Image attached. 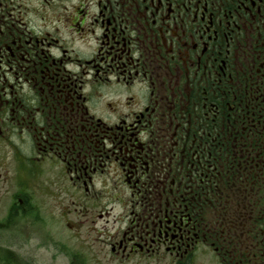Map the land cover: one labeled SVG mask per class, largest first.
<instances>
[{"label": "flooded vegetation", "instance_id": "af4514ba", "mask_svg": "<svg viewBox=\"0 0 264 264\" xmlns=\"http://www.w3.org/2000/svg\"><path fill=\"white\" fill-rule=\"evenodd\" d=\"M31 172L116 264H264V0H0L3 218Z\"/></svg>", "mask_w": 264, "mask_h": 264}, {"label": "rangeland", "instance_id": "374dc122", "mask_svg": "<svg viewBox=\"0 0 264 264\" xmlns=\"http://www.w3.org/2000/svg\"><path fill=\"white\" fill-rule=\"evenodd\" d=\"M32 176L31 172L32 181L24 182L27 183L25 190H32L34 195L36 218L26 211L22 218L0 224V258L5 257L0 259V264H5L8 257L11 264H76L75 258H68L69 253L71 258L72 253L83 255L86 264H116L109 260L110 253L105 247L113 231L109 225L102 228L105 218L94 215L86 219L87 215L78 211L66 217L65 205H70L69 201L52 196L54 192L49 186L48 194L36 192ZM7 200L6 197L0 200V221L5 215ZM129 264L138 262L132 259Z\"/></svg>", "mask_w": 264, "mask_h": 264}]
</instances>
